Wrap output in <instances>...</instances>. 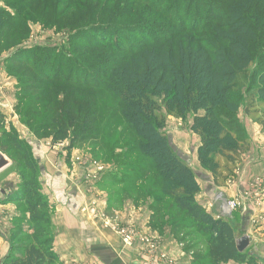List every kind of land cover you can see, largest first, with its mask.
Here are the masks:
<instances>
[{
  "label": "trees",
  "instance_id": "obj_1",
  "mask_svg": "<svg viewBox=\"0 0 264 264\" xmlns=\"http://www.w3.org/2000/svg\"><path fill=\"white\" fill-rule=\"evenodd\" d=\"M34 1L54 8L57 21L69 11L85 14L82 21L86 20L63 21L62 27L71 25L77 32L60 56L44 50L38 60L34 50L17 49L10 57L25 88L46 97L43 108L50 116L35 129L36 138L68 141L67 150L84 142L93 143L94 154L104 150L106 141L97 129V95L106 94L112 104L107 125L121 122L115 138H125L124 147L137 153L139 163L145 162L141 172L152 180L150 192L123 186L136 203L141 192L152 200L150 231L160 235L169 227L182 252L191 253V264H254L256 257L237 252L235 238L241 234L234 225L196 203L197 180L164 135L161 114L182 121L192 117L190 131L200 141L198 162L213 175L220 171L221 161L233 163L244 149L239 138L244 131L236 127L240 122L235 116L247 95L248 108L260 114L255 122L264 131V110L255 107H264V0ZM12 21L0 10V37L10 46L23 32L12 28ZM117 141L110 140L111 147L117 148ZM4 149L0 146L12 166V155ZM46 199L31 180L10 198L15 209L24 204L30 225H44L33 232H46V238L34 237L20 249L22 254H13L17 225L12 224L19 223L13 215L9 251L0 264H57L52 237L47 235Z\"/></svg>",
  "mask_w": 264,
  "mask_h": 264
},
{
  "label": "rangeland",
  "instance_id": "obj_2",
  "mask_svg": "<svg viewBox=\"0 0 264 264\" xmlns=\"http://www.w3.org/2000/svg\"><path fill=\"white\" fill-rule=\"evenodd\" d=\"M35 2L38 1L0 0V10L9 18L15 19V21H12V28L18 26L23 31L18 37L20 41H18L17 38V43L12 42V46L6 43V38L3 36L0 37V146L5 148L4 151L11 154L13 159V165L0 173V203L10 204L9 200L17 193L18 188L22 187L25 181L31 180L36 184L40 194L45 199L47 198L45 192L49 190L54 199L53 202L55 203L57 202V198L55 199V197H57L56 194H58V199H60L62 191L71 192V194L69 193V196L64 199L66 203L71 202L74 199L73 197L81 196V198H83L85 196L84 201L80 200V205L76 207L77 210L74 208L73 212L78 211L80 213L81 211V213H84L87 209L85 205L88 204L90 200L93 202V197L95 194L98 196V193V197L102 199L103 202L106 201L108 206H112V204H115L116 200L118 201L119 199L121 200V202L119 201L120 205H127L129 208H135V210H142L144 208L149 211V205L152 203L149 196H143L141 192V198L136 203L134 196H129L124 191L123 186L125 185L128 189L131 187H142L144 192L153 191L151 188L152 180L149 176L141 172L145 167V162L139 163L141 159L137 153L128 152L129 148L124 147L125 138H115V136L118 137L116 134L117 130L122 127L121 122L116 121L112 126L107 125V119L109 117L108 110L111 108L112 104L106 94L98 93L97 95L99 112L97 129L103 141H106V148L104 150L96 149V154H94L90 149L93 144L92 142H84L74 146L71 150H67L66 148L69 145L68 141L52 143L50 139H39L34 135L35 129L45 124L50 116L43 108L46 97H39L37 91L25 88L23 81L21 79L19 80V67L11 63L10 57L17 49L34 50L38 56V60H40L41 53L44 50H51L52 52H49V54L52 53L51 55L60 56V54H62V49L67 50L70 47L77 32V29H73L71 25L62 27L63 21H86H82L85 14L74 11H69L67 16L64 15L63 18L57 21L55 19L56 13L54 8L44 5L37 6ZM62 10L64 13H67L64 7ZM7 19L6 17L2 19V21H6ZM10 42L11 41H8V43ZM248 106H250L249 95H247L235 116L236 122H240V124H236V127L240 126L244 131L239 133V138L243 140L245 145L243 147L244 149L237 154V157H233V163L227 164L221 161L220 171H218L216 175L202 168L198 162L197 149L200 145V141L199 138L190 131L192 117L189 116L185 121H182L161 114L164 118L163 133L186 160L188 167L197 180L199 190L200 186H203V182L201 181L204 180L202 179L206 178L210 180L209 183L206 182V184L212 187L213 190L214 186L220 189L231 187L236 177L240 179L245 176L251 179V182L247 184L250 187L252 186L253 180H259L261 182L262 178L260 177L264 173V150L260 152V149L263 148L264 144L257 140L256 137L258 132L264 135V131H262V126L255 122L257 118H261L260 114H257L254 109L250 110ZM255 107L258 110H264L261 104L255 103ZM253 130L254 133H252ZM240 131L242 130L239 129V132ZM110 140L112 143L118 140L116 143H118L119 146H117V148L111 147ZM109 147L113 150L109 149ZM111 152H113L116 157H113L114 155H111ZM23 156L27 158L26 161L23 159ZM30 161L34 166L29 163ZM47 162H50L53 168H56L57 165L66 166L68 175L70 171L75 174L76 177L74 176V179H70L72 183H70L71 181L68 182L69 184H74L73 190L70 185L67 186V188L65 186L62 188L61 183L63 180H59L57 184H52L51 182L52 185L47 183L46 177L48 173L45 167ZM254 163H261V166H254ZM97 165L102 167V170H100ZM79 173H81L82 176L78 178ZM143 176L145 178L142 180ZM119 188L122 190V194H118ZM220 189L216 193L224 195L225 192H220ZM245 192L246 191H244V193ZM112 193H114L115 196H113ZM244 193L241 194L239 198L237 197L231 200L240 201ZM87 198L89 199L88 203L86 202ZM243 199L247 202L249 201L248 198ZM263 199L264 197L262 200ZM102 200H97V202L94 201L93 204L100 203L99 201ZM254 203L255 199L253 197L251 205H254ZM165 205H167V202ZM239 208L240 207L236 208L232 212L227 209L226 219L234 218V215L238 214ZM110 209L111 207H109V213ZM261 213L263 214L264 212L262 211ZM147 215L149 216V213ZM14 216L19 218V223L12 224L13 226L17 225V229H15L16 239L13 244L15 247L12 249V253L20 255L22 254L20 249L32 244L34 237H37L39 241L45 240L46 232L38 236L35 235L33 232L34 228L37 226H41L42 228L44 225L37 223L34 227L29 224L28 214L24 204L19 205L17 209H15ZM48 216L50 217V223L51 221L53 222V213L48 211ZM118 217L120 216H113L110 218L116 219ZM118 222L119 226L112 230L120 240V252L123 258L126 253L124 264H173L170 263V260H172L170 255H172L171 250L173 249L171 244L174 243L176 248L182 252L183 246H179L180 243L175 241L176 239L172 237L169 232V227L166 226L164 229L165 231L159 235L161 236L159 237L160 239L158 237L156 238L158 243L160 242L158 253H160V256H165V260L160 262L156 259L154 252V255L149 253L150 249L147 242L145 243V241L139 239H151V237H147V235L133 230L124 220V223L120 222V220ZM103 224L106 227L109 226L108 222ZM122 224H124V226ZM233 225L236 233L246 234L245 231L247 230L244 225L243 227L237 226L234 223ZM122 228L129 229L134 234L130 245L123 243L122 236L119 234V231L123 230ZM80 231L81 233L78 234V238L82 235L84 229L81 227ZM260 234H264V230L261 231ZM47 235L48 237L50 236V238L52 237L50 231ZM51 239L52 243L53 238ZM136 244H139V247L134 249V245ZM252 244L253 242L245 250L246 252L251 250ZM89 255L88 253L85 255L87 257L85 260H80L81 258H79V260L69 258L62 264H102ZM55 256L58 258L57 264H61L59 257L57 255ZM260 261H262V259Z\"/></svg>",
  "mask_w": 264,
  "mask_h": 264
},
{
  "label": "crops",
  "instance_id": "obj_3",
  "mask_svg": "<svg viewBox=\"0 0 264 264\" xmlns=\"http://www.w3.org/2000/svg\"><path fill=\"white\" fill-rule=\"evenodd\" d=\"M252 133H254V130ZM261 135L262 134L258 132L256 139L264 144V135ZM262 150H264V146L260 149V152ZM256 165L261 166V163L255 164L254 166ZM45 167L48 173L46 177L47 183L51 184L52 182V184H57L59 180H63L61 183L62 188H64V186L67 188V186L70 185L72 186V190L74 189V184H69L68 182L74 179L75 174L70 171L68 175V171L66 172V166L63 167L62 165H57L56 168H53V165L50 162H47ZM81 176V173H79L78 178ZM260 178H262L261 182L259 180H253L252 186L250 187L247 184L251 182V179L245 176L240 179L236 177L232 182L231 187L220 189L218 187L215 188L214 186V190L206 184V182L209 183L210 180L207 178L202 179L204 180L201 181L203 182V186H200L199 194L195 198L196 203L202 206L213 217L224 219L237 226L243 227L244 225L246 227L247 231L245 232L251 239V243L253 242L252 248L248 253L257 258V261L254 264H264V234H260V232L264 230V213H261L262 211L264 212V199L262 200L260 197L261 194L264 193V173ZM70 183H72V181ZM219 189L220 192L224 191L225 194H217L216 192H218ZM243 190L247 192L248 196L246 197H248L249 201L247 202L246 200L241 199L238 214H235L232 219H226L227 208L225 202L237 197L239 198V196L244 193ZM69 193L71 194V192ZM69 193L67 191H62L60 199H58V194H56L57 197H55V199L57 198V202L55 203L53 202L54 199L51 196V192H49V190L45 192L50 206V212H52L54 216V220L53 222L51 221L49 226V231L52 233L53 238L52 247L54 253L59 257L61 264L69 258L76 260L81 258L80 260H85V258H87L85 256L87 253L91 255H89L91 258L97 259V261H100L102 264H124L126 253L123 258L120 252V240L112 230L116 225H114L113 222H110L108 227L103 224L107 219L108 221L112 220L110 217L113 216H120L118 217L120 222L124 223L123 220L126 221L133 230L145 234L147 237L149 236L153 239L161 237L158 233L150 231L147 227L149 217L147 215L148 211L144 208V210H135V208H129L127 205L123 206L118 203L108 206L106 201L103 202V200L98 197L99 193L98 196L94 193L95 196L93 197V200L96 202L97 200H102L99 201L100 203L93 204L94 201L91 202L92 200H90L89 202V199L87 198L86 202L89 203L85 205L87 208L86 211L81 213L79 209L80 213L78 211L73 212V209L80 205V200L84 201L85 196L83 198H81V196L73 197L74 199L71 202L66 203L64 202V199L69 196ZM255 194H259V197L263 202L254 198L255 203L254 205H251ZM109 207H111L110 213L108 212ZM14 211L15 206L13 204L0 203V263L9 250L8 240L12 227L11 219L14 215ZM122 225L124 226V224ZM81 227L84 229V232H82V235L78 238V234L81 233ZM171 245L173 246V249L171 250L172 255L170 256L173 264H191V257L189 254L180 252V250L176 248L175 243ZM138 247L139 244L134 245V249ZM261 259L262 261H260ZM227 264L241 263L231 261Z\"/></svg>",
  "mask_w": 264,
  "mask_h": 264
},
{
  "label": "built area",
  "instance_id": "obj_4",
  "mask_svg": "<svg viewBox=\"0 0 264 264\" xmlns=\"http://www.w3.org/2000/svg\"><path fill=\"white\" fill-rule=\"evenodd\" d=\"M98 167H99L100 170H102V167H100V166H98ZM246 196H248L247 192L244 193L243 197L244 198H248ZM243 197H242V199H243ZM260 197L263 198L264 197V193H262ZM260 197H259V194H255L254 195V198L257 199L258 201L261 200ZM240 203H241V200L240 201L239 200H237V201H235V200H228V201H226L225 205H226V208L230 212H232L236 208L240 207ZM105 221L108 222V223L113 222V224L116 225V226L113 227L114 229H116L119 226V222H118L119 219L118 218L112 219L110 221H108V219H107ZM122 229L123 230H120L119 231V234L122 236L123 243L126 244V245H130L132 243V238H133L132 236L134 234L129 229H126V228H122ZM139 239H142V241H145V243L147 242V244L149 246V249H150V252L149 253L151 255H154L155 254L157 260H159L160 262H163L165 260V256L164 255H161L160 256V253H158L159 243H158L157 239H153V238H151V239L139 238ZM179 246L182 247V244H180ZM153 252H154V254H153ZM190 255H191V253H189V256ZM170 263H173V261L170 260Z\"/></svg>",
  "mask_w": 264,
  "mask_h": 264
},
{
  "label": "water",
  "instance_id": "obj_5",
  "mask_svg": "<svg viewBox=\"0 0 264 264\" xmlns=\"http://www.w3.org/2000/svg\"><path fill=\"white\" fill-rule=\"evenodd\" d=\"M11 166V161L0 151V173ZM251 244L247 234H241L235 238V246L238 253H243Z\"/></svg>",
  "mask_w": 264,
  "mask_h": 264
}]
</instances>
